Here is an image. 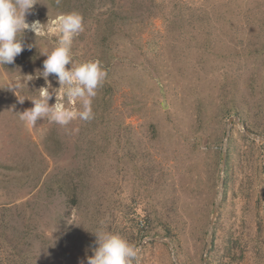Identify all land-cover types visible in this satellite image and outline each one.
<instances>
[{"label": "rangeland", "instance_id": "374dc122", "mask_svg": "<svg viewBox=\"0 0 264 264\" xmlns=\"http://www.w3.org/2000/svg\"><path fill=\"white\" fill-rule=\"evenodd\" d=\"M72 12L73 61L107 73L92 119L16 115L44 80L22 105L8 83L56 36L26 31L33 47L0 66V264H82L98 231L136 247L134 264H205L222 180L208 264H264V142L233 123L223 170L232 117L264 136V0H36L26 20Z\"/></svg>", "mask_w": 264, "mask_h": 264}, {"label": "clouds", "instance_id": "9594fccd", "mask_svg": "<svg viewBox=\"0 0 264 264\" xmlns=\"http://www.w3.org/2000/svg\"><path fill=\"white\" fill-rule=\"evenodd\" d=\"M36 5V0H0V66L13 65L15 59L32 44H25V32L35 37L56 36L55 47L45 52L42 66L35 74L22 75L10 81L7 89L13 92L19 104L25 99L17 97L16 92L33 80L43 79L44 86L39 87L38 98L31 101L32 107L17 112L19 119L26 125L35 126L37 120L47 118L50 122L67 125L74 119L90 120L92 98L107 73L99 61L76 63L71 55L74 37L83 31V17L76 12L60 14L46 23L27 22L26 16ZM39 73V75H36ZM50 76H54L58 87H53ZM54 89L55 91H51ZM67 97L70 103L79 101L82 110L66 108L62 100ZM50 104V101H53ZM90 245L91 255H86L82 264H134L138 249L118 234L98 231Z\"/></svg>", "mask_w": 264, "mask_h": 264}, {"label": "water", "instance_id": "95a60500", "mask_svg": "<svg viewBox=\"0 0 264 264\" xmlns=\"http://www.w3.org/2000/svg\"><path fill=\"white\" fill-rule=\"evenodd\" d=\"M163 107L166 108L167 107V104L166 103H163ZM233 123H237L240 128L250 137H252L253 139L257 140V141H262L264 142V136H257V135H254L248 131L245 130L244 126L240 123V121L236 118V117H232L229 121H228V125H227V137H226V140H225V145H224V163H223V170L225 169V164H226V158H227V143H228V140H229V135H230V130H231V126ZM223 187H224V182L222 180L221 182V185H220V191H219V195H218V198L214 204V211H213V217H212V223H211V226H210V230H209V233H208V240H207V250H206V253H205V257H204V260H205V264H208V253L213 245V228H214V224H215V221L217 219V216H218V213H219V210H220V207H221V203H222V191H223ZM155 241H158V242H162V243H166L169 245V243L167 241H165L164 239H161V238H157V239H154ZM172 249V247H171Z\"/></svg>", "mask_w": 264, "mask_h": 264}, {"label": "trees", "instance_id": "16d2710c", "mask_svg": "<svg viewBox=\"0 0 264 264\" xmlns=\"http://www.w3.org/2000/svg\"><path fill=\"white\" fill-rule=\"evenodd\" d=\"M239 40V39H238ZM2 211H5V210H2ZM1 225V224H0Z\"/></svg>", "mask_w": 264, "mask_h": 264}]
</instances>
